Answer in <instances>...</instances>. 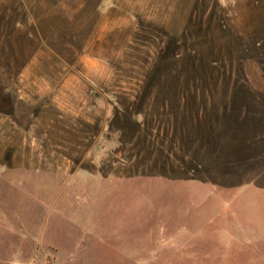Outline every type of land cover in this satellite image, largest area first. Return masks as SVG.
Here are the masks:
<instances>
[{
  "label": "rangeland",
  "instance_id": "1",
  "mask_svg": "<svg viewBox=\"0 0 264 264\" xmlns=\"http://www.w3.org/2000/svg\"><path fill=\"white\" fill-rule=\"evenodd\" d=\"M0 264H264V0H0Z\"/></svg>",
  "mask_w": 264,
  "mask_h": 264
}]
</instances>
